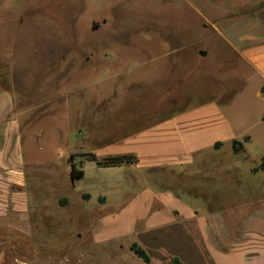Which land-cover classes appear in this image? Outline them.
Here are the masks:
<instances>
[{
    "label": "rangeland",
    "instance_id": "rangeland-1",
    "mask_svg": "<svg viewBox=\"0 0 264 264\" xmlns=\"http://www.w3.org/2000/svg\"><path fill=\"white\" fill-rule=\"evenodd\" d=\"M201 22L165 0H0V89L17 94L32 195L26 221L0 219V264H146L94 243L101 214L119 206L79 196L100 177L127 198L122 171L86 162L87 180L73 187L71 158L213 99L253 137L239 179L262 185L264 203V172L249 171L264 159V107L241 92L244 68Z\"/></svg>",
    "mask_w": 264,
    "mask_h": 264
},
{
    "label": "crops",
    "instance_id": "crops-1",
    "mask_svg": "<svg viewBox=\"0 0 264 264\" xmlns=\"http://www.w3.org/2000/svg\"><path fill=\"white\" fill-rule=\"evenodd\" d=\"M165 1L186 3L200 17V28L211 41L232 51L244 68L241 92L253 93L258 108H263L264 0ZM219 102L213 99L155 121L99 147L104 149L98 153L92 150L99 160L137 159L110 168L93 162L122 171L128 189L125 198L111 178L99 177L80 193L84 200L97 196L103 206H119L99 217L95 244L130 250L136 243L150 258L146 264H264L262 185L248 188L239 179L250 160L247 145L253 137L237 130ZM16 103L14 89H0V219L21 222L31 214L32 195ZM231 103L232 99L226 106ZM259 119L264 121V113ZM234 141L243 144L239 153ZM218 143L222 146L216 149ZM85 158L75 160L84 171L77 182L87 180L84 164L91 161ZM71 183L75 187L76 182Z\"/></svg>",
    "mask_w": 264,
    "mask_h": 264
},
{
    "label": "trees",
    "instance_id": "trees-1",
    "mask_svg": "<svg viewBox=\"0 0 264 264\" xmlns=\"http://www.w3.org/2000/svg\"><path fill=\"white\" fill-rule=\"evenodd\" d=\"M249 138H246L247 141ZM222 146L221 143L215 145L216 149H219ZM235 153H239L242 148L243 144L238 141H234L233 143ZM85 157L91 162H95L98 166L103 168H110V167H119L122 165H131L136 163L137 159L134 156H116V157H108L102 160H99L94 154H88ZM70 179L72 182L80 181L84 178V171L81 168H78L74 157L71 158L70 162ZM259 170H264V159L261 166L258 169H255L254 172H258ZM88 199V198H86ZM67 201H64L62 205H66ZM130 250L133 251L139 258L143 259L146 263H150V258L148 254L138 245L133 244L130 247ZM178 264V262H176Z\"/></svg>",
    "mask_w": 264,
    "mask_h": 264
},
{
    "label": "water",
    "instance_id": "water-1",
    "mask_svg": "<svg viewBox=\"0 0 264 264\" xmlns=\"http://www.w3.org/2000/svg\"><path fill=\"white\" fill-rule=\"evenodd\" d=\"M201 55H202V56H206V53L201 52Z\"/></svg>",
    "mask_w": 264,
    "mask_h": 264
}]
</instances>
